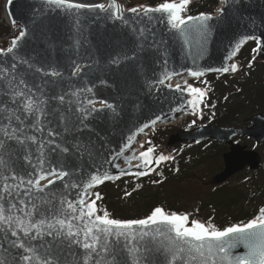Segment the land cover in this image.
I'll return each instance as SVG.
<instances>
[{"label":"water","instance_id":"obj_1","mask_svg":"<svg viewBox=\"0 0 264 264\" xmlns=\"http://www.w3.org/2000/svg\"><path fill=\"white\" fill-rule=\"evenodd\" d=\"M158 5L133 7L136 12L130 11L133 8L126 10L119 5L122 11V18H119L121 14L107 6L105 9H67L50 5L46 0L7 1L6 12L11 24L25 35H18L20 39L12 52L7 49L12 47L14 39L7 49L0 51V84L7 77L28 96L44 100L47 115L40 117L38 127L42 130L32 127L36 118L17 110L23 108L21 101L26 102V97H19L13 102L4 84L0 91V101L3 102L0 108L11 111H0V127H6L9 132L18 130L16 135L21 139L36 137L35 142L24 139L23 145L8 141L14 154L6 155L4 159L8 167L20 175L31 172L32 166H36L37 173L40 167L49 169L50 164L63 165V170L69 172L63 180L51 177L55 183L48 186L43 194L27 185L17 188L21 194L15 200L18 208L24 207L19 204V199L28 202L29 197L23 193L29 190L34 196H46L49 192L58 196L63 194L73 202L83 197L88 203L92 189L99 185L84 187L92 174L101 178L106 174L111 179L125 174L149 175L165 161L157 163L159 156L166 155L156 149L150 157L152 162L145 164L140 156L144 138L158 125L175 123L188 113L199 111L206 96L193 110L188 103L194 97L187 80L197 76H192L191 72H201L198 77L222 72L216 69L224 67L229 71L222 73L235 72L231 70V65H237L235 57L251 40L258 45L255 59L264 61V0H219L216 13H204L212 17L210 20L186 21L183 33L172 28L166 12L144 14V8H156ZM180 15L183 17L182 12ZM201 23L206 24V29L199 28ZM234 51L235 55H232ZM53 72L58 75H52ZM20 80H24L27 87L19 84ZM60 96L64 97L63 101L58 99ZM101 101L111 107L103 106ZM93 105L102 110L90 111ZM61 116L69 119L62 121ZM246 122L250 124L241 128L200 126L190 132L178 131L170 139L188 142L212 139L229 144V151L223 154V170L214 176L215 183H222L246 166L250 169L260 166L258 152L232 143L238 135L249 136L256 144L264 140V117L257 114ZM66 124L69 128L67 132L64 130ZM0 139H5L2 132ZM52 140L66 147L80 142L86 144L88 150L77 153L73 149L66 154L59 150L52 152L50 149L56 146L48 143ZM41 142L47 145L44 157H40L38 151ZM29 154L30 161L24 158ZM39 158L45 160L43 165H40ZM0 172L10 177L7 183H20L11 179V173L4 170L3 164H0ZM141 172L145 174L139 175ZM3 183L0 179V189ZM41 184H47V178ZM73 184L77 186L72 187ZM16 214L22 215L19 212ZM141 227L135 225L132 230L138 233ZM144 230L150 231L149 228ZM19 235L23 239L22 231ZM246 251L240 245L234 253L243 255ZM12 252L15 254L16 250ZM4 255L7 254L0 249V256ZM8 259L11 262V256ZM152 259L154 264H163L161 255L154 254Z\"/></svg>","mask_w":264,"mask_h":264},{"label":"snow or ice","instance_id":"obj_2","mask_svg":"<svg viewBox=\"0 0 264 264\" xmlns=\"http://www.w3.org/2000/svg\"><path fill=\"white\" fill-rule=\"evenodd\" d=\"M46 2L67 9L86 7L105 9V5L102 4L90 6L71 3L70 0H46ZM188 3L189 0H179V3L165 2L156 8H144L143 11L145 15L150 12L168 13V23L172 28L183 33L187 26L186 21L204 22L212 18L204 13L198 17H182L180 13ZM107 7L115 9L121 14L119 18H122V11L116 0H111ZM130 11L136 12L137 9L133 8ZM206 27L204 23L199 25L202 30ZM24 35V32L20 33V37ZM20 37L13 40L12 47L7 49L8 52L13 51ZM238 49L239 45H237L236 51ZM232 55H235V51ZM24 62L27 63V61ZM12 67L15 68V65ZM236 69L237 65L233 63L231 70L236 71ZM76 70L79 71V67ZM216 71L228 72L229 68L224 67L216 69ZM52 75H58V73L53 72ZM191 75L198 77L202 73L191 72ZM4 84L9 89L7 94L13 102L19 97H26V102L21 101L23 108L17 110L34 116L35 123L31 126L36 127L38 131L42 130L38 125L40 117L47 115L44 108L46 102L28 96L7 77L0 84V91L3 90ZM19 84L27 87L24 80H20ZM176 87L180 88V85ZM189 88L194 98L188 103L195 110L206 93L201 88L191 86ZM58 99L63 101L64 97L60 96ZM2 103L0 101V104ZM100 103L105 107H111L104 101ZM89 104H93V102L89 101ZM98 110L102 109H96L94 105L90 109V111ZM0 111L11 110L0 108ZM8 118L11 119V117ZM15 118L20 120L19 116ZM68 119V117L61 116L62 121ZM157 119L160 118L157 117ZM152 123L155 124V121ZM64 130L65 132L69 130L67 124ZM16 131L18 130L9 132L6 127H0V132L5 137V139H0V164L4 165L5 171L11 173V179L20 181L18 185L9 184L7 181L10 177L0 172V179L4 181L2 189H0V249H3L7 254L0 256V264H154L152 259L154 254L163 256V264H264V208H260L259 215L246 224H233L222 230L212 223L206 224L196 219L190 220L187 214L167 213L162 207L154 208L151 214L144 219H113L110 218L107 211L103 215H96L95 200L86 203L84 198L80 197L77 202H73L67 200L63 194L58 196L55 192H49L46 196H34L31 190L25 191L23 195L28 196L29 200L26 203L24 199H19V204L24 207L18 208L15 200L21 194L17 188L27 185L31 186V189H35L37 193L43 194L48 186L55 183L51 177L63 180L69 175V172L64 171L63 165L59 164L55 166L50 164L49 169L40 167L38 173L36 166H32L33 170L24 175L10 169L4 159L6 155L14 154L12 145L8 141H14L17 145H23L24 139L36 141L34 136L21 139L16 135ZM50 134H53L51 130ZM55 135H59V133H55ZM48 143L56 145L50 149L52 152L59 150L66 154L73 149L77 153L88 150V146L80 142L67 147L56 144L54 140ZM46 146L43 142L40 143L38 148L40 157H44ZM153 152L154 149L148 147L146 151L140 153L145 164L152 162L150 157ZM24 158L30 161L31 156L29 154ZM166 159L169 157L160 155L156 162L159 163ZM44 162L43 158H39L40 165H43ZM144 174L143 172L139 173V175ZM26 177H35V179H26ZM46 178L47 184H41V181ZM107 179H111V177L105 174L101 178L99 175L92 174L84 187L90 188L93 184H100ZM71 186L76 187L77 185ZM96 198H100L98 193ZM17 212L22 215H17ZM76 221L81 223H76ZM135 225L142 226L138 233L132 230ZM151 226H155V228H151ZM145 228H149L150 231H145ZM20 231L23 232V239L20 238ZM12 237H16V239H12ZM158 237L164 239L160 240ZM240 245L247 249L243 255L234 253V250ZM13 249L16 250L15 254L12 252ZM8 256H11V262Z\"/></svg>","mask_w":264,"mask_h":264},{"label":"trees","instance_id":"obj_3","mask_svg":"<svg viewBox=\"0 0 264 264\" xmlns=\"http://www.w3.org/2000/svg\"><path fill=\"white\" fill-rule=\"evenodd\" d=\"M162 1L164 0H147V3L156 4ZM217 4L218 0H194L186 9V13L212 12ZM8 30L9 27L7 25L0 24V36L7 34ZM239 59L243 64V68L237 80L233 77L225 79L226 76L212 75L211 79L214 80V83H212L211 94L206 103L207 114L203 123L216 125L229 123L240 111L249 109H252L251 112L262 111L261 105L264 108V63H252L249 48H246L240 54ZM209 145L200 144L195 147L198 151L194 153L190 152L192 156H196L194 164L199 163L198 161L203 156L206 157L210 151ZM173 163L174 161L170 165H173ZM180 177L181 175L179 174L173 175L170 166L164 169L162 167L153 177L139 179V182H136V179L127 178L117 182L106 183L95 189L92 200H95L101 214L107 211L109 216L115 219L140 218L149 213L157 205L163 206L168 212H185L181 210V207H171L169 205L170 202L152 197L160 194L159 192L164 188L166 183L174 182ZM250 188H248V191L252 198L261 194L259 187L253 188L250 184ZM97 193L100 196L99 199L96 198ZM236 195L239 194L235 193L232 198L236 197ZM166 199L169 201V197H166ZM236 201L238 200L216 201L214 205H224L225 208H229ZM240 206L242 207V205ZM225 212L229 214L228 211ZM251 213V211H245L244 215L251 217L253 215Z\"/></svg>","mask_w":264,"mask_h":264},{"label":"rangeland","instance_id":"obj_4","mask_svg":"<svg viewBox=\"0 0 264 264\" xmlns=\"http://www.w3.org/2000/svg\"><path fill=\"white\" fill-rule=\"evenodd\" d=\"M2 1L3 0H0V24H5V21H3L4 12L2 9ZM127 2H132L136 3V5H140L139 3L147 2V0H127ZM83 3H89V1L85 0V2ZM8 31L9 34L7 36V40H11L16 35L17 30L10 28ZM241 66L243 67V64H241ZM210 78L211 77L207 78V80H210ZM189 82L196 86H199L201 84V82L198 80H190ZM251 111L252 109L240 111V113L236 115L235 118H232L229 123H222L219 125L215 124V126H227L229 124L240 125L242 124L245 118L252 114ZM190 119L192 121H196V119L194 118H187L183 119L182 122L177 125L160 128L157 134L155 135L156 139H158L160 135H164L167 132H175V130L179 129L181 126H184L186 123H190ZM165 142L166 141H164V143ZM240 143L246 144L248 147L250 146V143L247 142V140L245 141L243 138L240 139ZM258 150L261 152L262 157L264 158V144L260 146ZM193 166V163L189 162L183 172L179 174L181 175L179 179L175 180L174 182L166 183L164 185V188L159 192L160 194L152 197L154 199L165 200V202H170L169 205L171 207H181L182 211L188 212L191 219L195 217H201L203 219H208L211 223L217 225L227 224L230 221V216L225 211L230 212L233 215L234 219H237L241 217H246L244 215L245 211H251L255 213L263 203L264 169L258 170L257 172L244 171L228 180L223 185V193L230 194L236 188L242 186L243 183L252 185H255L257 183L262 186V190L260 196L254 197L251 202L247 200L240 201L241 203H243L242 207L240 206V204H238L230 208H225L224 205H214L216 200L214 201L211 197V195H213L212 193L214 192V189H216L214 188V185L212 183V178L221 166L220 154L212 153L203 161L202 166L192 172ZM253 178L256 181H252ZM166 197H169V201L166 199Z\"/></svg>","mask_w":264,"mask_h":264},{"label":"flooded vegetation","instance_id":"obj_5","mask_svg":"<svg viewBox=\"0 0 264 264\" xmlns=\"http://www.w3.org/2000/svg\"><path fill=\"white\" fill-rule=\"evenodd\" d=\"M170 134H172V133H167V135L169 136ZM234 141H236V139L234 140ZM210 142V141H209ZM210 144L211 145H214L215 143L213 142V141H211L210 142ZM264 144V143H263ZM214 147H215V153L216 154H220V157L222 156V154L225 152V151H227L228 150V148H229V146H227V145H214Z\"/></svg>","mask_w":264,"mask_h":264},{"label":"bare ground","instance_id":"obj_6","mask_svg":"<svg viewBox=\"0 0 264 264\" xmlns=\"http://www.w3.org/2000/svg\"><path fill=\"white\" fill-rule=\"evenodd\" d=\"M77 1H80L82 3L85 2V0H77ZM88 1L89 3H84V4H95L98 2L97 0H88ZM3 20H8L7 15L4 13H3Z\"/></svg>","mask_w":264,"mask_h":264}]
</instances>
